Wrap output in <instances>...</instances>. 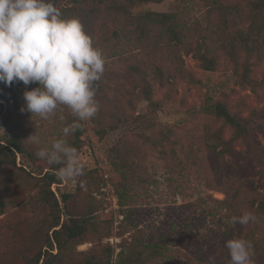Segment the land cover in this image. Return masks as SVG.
<instances>
[{"label": "rangeland", "instance_id": "1", "mask_svg": "<svg viewBox=\"0 0 264 264\" xmlns=\"http://www.w3.org/2000/svg\"><path fill=\"white\" fill-rule=\"evenodd\" d=\"M112 1L53 0L62 15L80 19L104 55L105 71L94 83L98 112L93 118L64 137L62 128L76 119L66 106L49 120L26 110L23 94L37 83L18 81L4 91L0 134L18 138L47 168L59 165L49 166L36 152L64 138L77 149L85 174L49 187L27 167H0V264H26L40 250L51 252L54 256L46 255L54 264L90 259L115 264L135 238L163 245L144 264H230L226 242L251 230L261 234L264 227L256 210L260 200L264 203V120L249 124L261 158L241 139H233L226 153L223 141L233 130L198 110L206 92L239 118L264 109V42L259 52L238 49L235 57L221 50L237 30L247 29L251 18L238 14H251L252 5L223 0L239 8L232 20L203 0H137L136 7L128 6L134 12H175L191 36L186 46L207 37L215 68L205 70L188 47L161 42L156 28L142 39L128 14L110 9ZM32 134L39 145L27 139ZM245 212L259 215L246 226L234 223ZM59 216L61 221L85 218L87 228L81 240L59 251L53 244L50 250L45 246L49 227Z\"/></svg>", "mask_w": 264, "mask_h": 264}, {"label": "clouds", "instance_id": "2", "mask_svg": "<svg viewBox=\"0 0 264 264\" xmlns=\"http://www.w3.org/2000/svg\"><path fill=\"white\" fill-rule=\"evenodd\" d=\"M104 71V55L78 17H64L53 0H0V83H37L23 97L26 110L43 120L66 106L76 119L62 128L64 137L97 114L94 83ZM59 119L65 117L61 114ZM27 139L40 144L35 134ZM36 156L49 166L59 165L56 175L66 181L85 174L77 149L64 138L39 148ZM255 220L253 213L245 212L234 223L246 226ZM226 247L230 264H255L250 241L236 237Z\"/></svg>", "mask_w": 264, "mask_h": 264}, {"label": "trees", "instance_id": "3", "mask_svg": "<svg viewBox=\"0 0 264 264\" xmlns=\"http://www.w3.org/2000/svg\"><path fill=\"white\" fill-rule=\"evenodd\" d=\"M80 0H70L72 4L79 3ZM137 0H113L110 4V9L116 12L128 14L130 21L136 24L137 28L142 32V39L147 38L149 31L152 28L159 30L157 37L164 44L170 43L174 45H180L188 47L189 51H192L193 56L200 62L201 66L205 70H214L215 57L212 53L211 46L207 42V37H202L195 42L194 46H186L189 36L185 31V23L178 17L175 12H134L133 9L128 6L136 7ZM141 3H146L152 0H138ZM211 5L214 9L218 10L219 14L224 20H232L235 15L239 13V8L235 4L224 3L223 0H203ZM252 5L251 14L249 12H240L238 15L251 18V22L247 26L246 30L239 29L234 35H231L225 44L221 45V50L227 53L231 57L237 56V51L242 50L247 54L256 53L261 50V45L264 42V19H262V11L264 10V0H243ZM126 2L129 4L126 5ZM71 8V7H69ZM67 8V9H69ZM71 15V14H70ZM64 12V17H69ZM232 16V18H230ZM157 73H158V68ZM161 73V71H160ZM159 74H156L157 77ZM161 78V75H160ZM8 87V88H7ZM7 89V90H6ZM4 91L10 92L11 89L8 85L0 83V127L3 121V115L6 111L4 102L8 99L4 94ZM144 93L147 95V100L150 105H154L155 101L151 97V91L148 88H144ZM200 112L213 116L222 120L233 130V136L223 141V148L221 152L229 153L232 151L231 142L233 139H241L242 142L255 153L258 157H262L263 151L261 146L256 142L252 132L249 129V124L254 120H264V109L254 111L250 113L246 118H239L235 114H232L227 105L221 101L215 100L209 92L205 93L204 99L200 104ZM170 129L166 130L165 137L169 138ZM20 159V164L17 160ZM12 166L21 170L29 169L30 174H36L41 180H45L47 185L51 187L52 184H60L61 178L56 175L58 167L47 168L40 166L31 156L28 149L20 142V140L14 136L7 137L6 134H0V167ZM64 194H61L63 198ZM57 204V201L55 200ZM256 210L264 214V203L262 200L256 206ZM259 214L256 215V218ZM257 218L258 221L264 223V219ZM87 228V220L85 218H77L69 216L61 221L60 216L52 222L49 227L51 236H48V244L46 247H50L53 250V244L59 251L65 245V243L78 239L81 240L85 234ZM244 239L251 242L253 245L254 256L253 260L255 264H264V227L261 234H255L251 230V233L245 234ZM162 244L158 242L145 241L143 238H135L126 250H121L115 261V264H144L146 261L153 259L156 255L161 253ZM54 256L51 252L41 250L27 260L26 264H54L48 256ZM83 264H102L100 261L94 259L87 260Z\"/></svg>", "mask_w": 264, "mask_h": 264}]
</instances>
